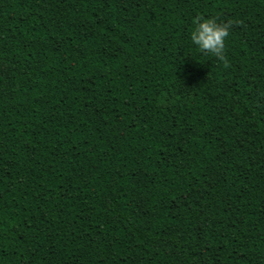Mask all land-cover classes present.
Instances as JSON below:
<instances>
[{"label": "trees", "instance_id": "16d2710c", "mask_svg": "<svg viewBox=\"0 0 264 264\" xmlns=\"http://www.w3.org/2000/svg\"><path fill=\"white\" fill-rule=\"evenodd\" d=\"M0 264H264V0H0Z\"/></svg>", "mask_w": 264, "mask_h": 264}, {"label": "clouds", "instance_id": "9594fccd", "mask_svg": "<svg viewBox=\"0 0 264 264\" xmlns=\"http://www.w3.org/2000/svg\"><path fill=\"white\" fill-rule=\"evenodd\" d=\"M228 36L227 26L218 24L212 19L197 18L190 40L200 53L223 60Z\"/></svg>", "mask_w": 264, "mask_h": 264}]
</instances>
